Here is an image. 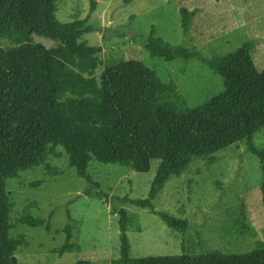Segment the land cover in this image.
Listing matches in <instances>:
<instances>
[{
	"label": "trees",
	"instance_id": "16d2710c",
	"mask_svg": "<svg viewBox=\"0 0 264 264\" xmlns=\"http://www.w3.org/2000/svg\"><path fill=\"white\" fill-rule=\"evenodd\" d=\"M57 1L0 0V39L7 37L16 44L0 45V264H19L15 252L27 241L24 235L12 236L17 224L52 230L51 218L33 214L36 201L12 220L15 203L7 191V178L41 165L49 174L61 175L65 169L48 163L50 155L60 154L59 147L69 155L68 167L89 182L88 194L101 187L89 173L93 160L147 172L152 160L159 159L146 197L116 198L150 208L184 236L190 222L156 210L153 201L167 180L181 175L193 158L214 162L219 151L247 139L252 152L261 157L264 173V149L253 141L255 133L264 128V69L252 54L255 40L231 53L204 59L196 49L170 46L151 33L146 47L153 59L161 55L169 61L198 58L223 78V91L189 107L176 84L164 82L156 68L141 60L108 61L97 76L102 47L90 45L82 36L102 31V27L93 24L90 15L59 20ZM97 6L98 0H91V12ZM179 11L187 33L197 10L181 6ZM44 182L40 179L31 186ZM260 189L264 205V181ZM114 213L119 214V257L111 264H264L263 241L248 252L191 254L183 243L185 250L178 255L133 258L128 211L122 207ZM61 232L66 238L56 249L58 253L80 250L72 240L70 220L57 230ZM75 264L93 262L80 258Z\"/></svg>",
	"mask_w": 264,
	"mask_h": 264
},
{
	"label": "rangeland",
	"instance_id": "374dc122",
	"mask_svg": "<svg viewBox=\"0 0 264 264\" xmlns=\"http://www.w3.org/2000/svg\"><path fill=\"white\" fill-rule=\"evenodd\" d=\"M181 6L197 10L187 33L182 28ZM56 15L64 22L90 15L91 22L102 27V31L82 36L90 45L102 47L97 76L108 61L141 60L156 68L164 82L176 84L177 93L189 107H197L223 91V78L198 58L169 61L161 55L153 59L146 47L151 33L170 46L196 49L204 59L231 53L244 42L255 40L252 54L257 66L264 69V0H98L94 12L91 0H58ZM0 45L7 48L16 44L2 37ZM253 141L264 149V128L255 133ZM58 151L59 155L49 156L48 163L65 169L61 175H51L41 165L21 172L19 177L7 178V191L15 203L12 220L36 201L33 214L51 218L52 225L51 231L27 223L16 225L12 236L24 235L27 241L15 252L19 264H75L80 258L93 264H111L119 257V214L114 211L122 207L130 218L128 236L133 258L178 255L185 249L191 254L248 252L258 241L264 242L262 159L252 152L247 139L219 151L214 162L193 158L181 175L167 180L153 201L156 210L190 222L185 236L150 208L116 198L146 197L159 159L152 160L147 172L93 160L89 173L101 187L88 194L89 182L68 167L65 149L59 147ZM40 179L45 180L42 185L31 186ZM69 220L72 240L79 243L80 250L60 254L56 249L64 243L66 234L57 230Z\"/></svg>",
	"mask_w": 264,
	"mask_h": 264
}]
</instances>
